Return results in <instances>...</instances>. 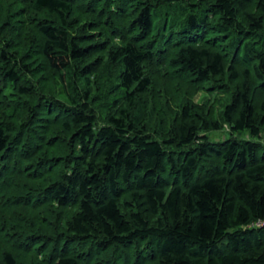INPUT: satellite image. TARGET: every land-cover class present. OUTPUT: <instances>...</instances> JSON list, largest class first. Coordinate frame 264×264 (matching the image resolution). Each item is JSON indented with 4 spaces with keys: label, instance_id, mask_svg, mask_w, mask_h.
<instances>
[{
    "label": "trees",
    "instance_id": "trees-1",
    "mask_svg": "<svg viewBox=\"0 0 264 264\" xmlns=\"http://www.w3.org/2000/svg\"><path fill=\"white\" fill-rule=\"evenodd\" d=\"M260 221L264 0H0V264H264Z\"/></svg>",
    "mask_w": 264,
    "mask_h": 264
},
{
    "label": "rangeland",
    "instance_id": "rangeland-1",
    "mask_svg": "<svg viewBox=\"0 0 264 264\" xmlns=\"http://www.w3.org/2000/svg\"><path fill=\"white\" fill-rule=\"evenodd\" d=\"M221 95L220 94H212V92H203L201 95L197 96L195 99L197 100V102L201 101V99H211V100H215L217 98H220ZM221 104V101L217 104V110H219L220 108V105ZM211 140H223L225 136H228V133L225 131V132H222V131H216V132H213L211 134H209Z\"/></svg>",
    "mask_w": 264,
    "mask_h": 264
},
{
    "label": "built area",
    "instance_id": "built-area-1",
    "mask_svg": "<svg viewBox=\"0 0 264 264\" xmlns=\"http://www.w3.org/2000/svg\"><path fill=\"white\" fill-rule=\"evenodd\" d=\"M256 225L262 227L264 226V221H260L259 223H256Z\"/></svg>",
    "mask_w": 264,
    "mask_h": 264
}]
</instances>
